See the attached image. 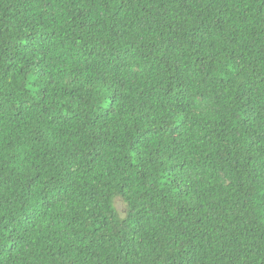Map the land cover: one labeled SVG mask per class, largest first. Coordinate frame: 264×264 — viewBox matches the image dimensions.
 Wrapping results in <instances>:
<instances>
[{
	"label": "trees",
	"instance_id": "obj_1",
	"mask_svg": "<svg viewBox=\"0 0 264 264\" xmlns=\"http://www.w3.org/2000/svg\"><path fill=\"white\" fill-rule=\"evenodd\" d=\"M0 264H264V0H0Z\"/></svg>",
	"mask_w": 264,
	"mask_h": 264
}]
</instances>
